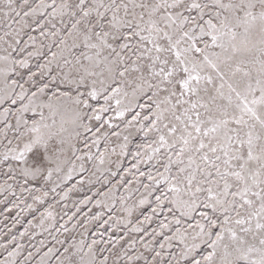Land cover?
Wrapping results in <instances>:
<instances>
[{"label":"snow or ice","instance_id":"snow-or-ice-1","mask_svg":"<svg viewBox=\"0 0 264 264\" xmlns=\"http://www.w3.org/2000/svg\"><path fill=\"white\" fill-rule=\"evenodd\" d=\"M0 264H264V0H0Z\"/></svg>","mask_w":264,"mask_h":264}]
</instances>
